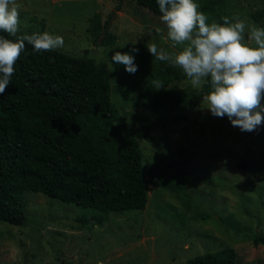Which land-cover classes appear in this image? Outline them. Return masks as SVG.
Returning a JSON list of instances; mask_svg holds the SVG:
<instances>
[{
	"label": "rangeland",
	"instance_id": "rangeland-1",
	"mask_svg": "<svg viewBox=\"0 0 264 264\" xmlns=\"http://www.w3.org/2000/svg\"><path fill=\"white\" fill-rule=\"evenodd\" d=\"M195 2L208 23L238 16L249 26L264 27V14L258 22L253 17L264 11V0ZM17 3L19 34L59 35L64 45L55 50L71 57L88 51L106 65L116 122L147 132L153 141L138 140L148 183L143 211L104 214L25 193L24 225L0 222V264H187L223 248L235 250L238 264H264V246L252 245L254 237L264 236V125L242 132L227 116L214 117L196 97L200 88L179 68L180 79L161 81L156 90L148 79L147 45L156 43L169 53L180 46L163 38L160 17L135 0ZM96 25L99 34L105 31L101 41L93 35ZM108 33L114 43L102 46ZM133 47L139 51L131 52ZM115 51L134 55L138 70L130 74L111 61Z\"/></svg>",
	"mask_w": 264,
	"mask_h": 264
},
{
	"label": "trees",
	"instance_id": "trees-1",
	"mask_svg": "<svg viewBox=\"0 0 264 264\" xmlns=\"http://www.w3.org/2000/svg\"><path fill=\"white\" fill-rule=\"evenodd\" d=\"M135 1L161 17L157 0ZM263 14L253 15L255 21ZM107 25L108 20L102 30ZM99 30L94 26L96 40ZM0 36L15 39L2 31ZM113 43L108 33L101 45ZM148 58L149 81L180 79L177 68ZM14 68L0 95V222L24 225L28 192L104 214L143 211L148 183L138 140H153L147 132L136 133L116 122L120 117L111 105L106 65L97 64L88 51L71 57L57 50L36 52L26 43ZM209 90V83L202 84L196 97ZM252 245L264 246V236L254 237ZM238 263L235 250L223 248L187 264Z\"/></svg>",
	"mask_w": 264,
	"mask_h": 264
},
{
	"label": "clouds",
	"instance_id": "clouds-1",
	"mask_svg": "<svg viewBox=\"0 0 264 264\" xmlns=\"http://www.w3.org/2000/svg\"><path fill=\"white\" fill-rule=\"evenodd\" d=\"M157 4L166 27L163 38L180 50L169 53L151 43L148 52L156 60L182 70L193 88L209 83L210 90L202 100L214 117L227 116L242 132H253L264 125V27L249 26L238 16H224L223 23H208L195 0H157ZM20 8L17 0H0V31L15 38L0 36V95L10 85L14 65L25 52L26 43L36 52L64 45L63 37L48 32L19 34ZM155 31L163 34L160 27ZM111 61L122 64L130 74L138 70L130 52L115 51ZM153 83L156 90L163 87L161 81Z\"/></svg>",
	"mask_w": 264,
	"mask_h": 264
},
{
	"label": "water",
	"instance_id": "water-1",
	"mask_svg": "<svg viewBox=\"0 0 264 264\" xmlns=\"http://www.w3.org/2000/svg\"><path fill=\"white\" fill-rule=\"evenodd\" d=\"M112 18H113V17H112ZM109 25H110V21L108 22V25H107V27L105 28V31L108 29ZM105 31L102 32V33L100 34V36H99V38H98V41H101V40H102V38H103V36H104V34H105Z\"/></svg>",
	"mask_w": 264,
	"mask_h": 264
}]
</instances>
